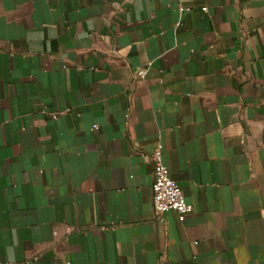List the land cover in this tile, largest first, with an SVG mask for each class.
<instances>
[{
  "label": "crops",
  "instance_id": "crops-1",
  "mask_svg": "<svg viewBox=\"0 0 264 264\" xmlns=\"http://www.w3.org/2000/svg\"><path fill=\"white\" fill-rule=\"evenodd\" d=\"M0 264H264V0H0Z\"/></svg>",
  "mask_w": 264,
  "mask_h": 264
},
{
  "label": "built area",
  "instance_id": "built-area-1",
  "mask_svg": "<svg viewBox=\"0 0 264 264\" xmlns=\"http://www.w3.org/2000/svg\"><path fill=\"white\" fill-rule=\"evenodd\" d=\"M205 11V9H203ZM145 70H139L135 76L139 79L144 78ZM152 163V208L155 220L158 223L165 222V215L174 212L177 220L183 223L192 213V207L189 205L179 187L171 178L168 168L164 163L163 148L157 145L151 156Z\"/></svg>",
  "mask_w": 264,
  "mask_h": 264
}]
</instances>
